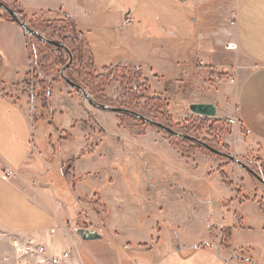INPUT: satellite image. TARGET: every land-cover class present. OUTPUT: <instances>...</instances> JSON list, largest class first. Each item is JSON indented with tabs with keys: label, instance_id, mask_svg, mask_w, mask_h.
Returning <instances> with one entry per match:
<instances>
[{
	"label": "crops",
	"instance_id": "1",
	"mask_svg": "<svg viewBox=\"0 0 264 264\" xmlns=\"http://www.w3.org/2000/svg\"><path fill=\"white\" fill-rule=\"evenodd\" d=\"M14 1L67 18L98 70L136 66L151 93L233 117L238 143L264 166V0ZM28 37L0 12L2 252L11 236L50 255L72 249L74 264H264V195L245 174L190 140L136 132L73 88L55 84L39 108L26 83ZM81 228L101 239L81 240Z\"/></svg>",
	"mask_w": 264,
	"mask_h": 264
},
{
	"label": "rangeland",
	"instance_id": "2",
	"mask_svg": "<svg viewBox=\"0 0 264 264\" xmlns=\"http://www.w3.org/2000/svg\"><path fill=\"white\" fill-rule=\"evenodd\" d=\"M10 3V5L13 6H10L9 4L6 5L19 13L17 7L14 6V3ZM0 12L4 17L11 18L1 8ZM20 17L23 19L21 15ZM26 17L25 21L28 26L31 29L38 31L43 37L49 40L62 41L66 34L72 31L71 26H73V24L65 21V18L56 19L57 16L52 17L48 16V14L33 13H26ZM28 39L31 70L26 80L27 87L29 91L33 92V94L34 90H36V99L40 106L39 108L43 106L47 107L49 92L51 90L53 91L55 84L71 88L61 77L62 69L69 62V56L64 51L62 58L53 46L42 44L37 38L32 36H29ZM91 66V63H89L88 67H81L78 63H75L73 72L66 71V76L70 80L72 77V79L78 81L89 93L92 100L97 104L113 109H123L135 112L144 118L170 128L175 133L193 137L215 150L235 156L261 176L259 170L260 161L254 156L256 153L251 151V149H253L252 146L247 141H239L238 143V140L235 137L237 128L233 117L229 120H222L216 119V117L206 118L194 115L190 108H183L180 103L176 102L178 98L176 101H173V103L170 101L172 97L169 98L163 94L151 93L147 83L143 80V76H139V72H137L132 66L119 65L101 71L98 70L96 64H94L93 66L96 69L94 72L90 69ZM225 76L226 82L231 86L236 83V77L233 71L227 73ZM73 90L77 92L75 89ZM77 93L83 98L80 92ZM83 100L85 99L83 98ZM85 102L90 108H95L90 105L87 100H85ZM95 110L119 117L122 119L123 125L132 128L136 132H143L144 128H152L154 131L168 134L171 138H178L167 133L164 129L145 123L130 114L113 111H110V113L109 111H102L98 108H95ZM191 117H194L195 119H192ZM33 119L35 121V129H38L39 115L37 114V106L35 107ZM186 144L188 146L190 145V142L187 141ZM196 148H201L205 150V153L217 158L221 165L230 164L233 167L234 172L245 174L249 180H251L253 190L260 193L261 196L264 195V185L240 165L235 164L222 156L211 153L200 145H196ZM40 149L41 147L39 145V150L33 151V154L35 156L40 155ZM41 170L44 171V168ZM41 170H37V174H40L42 172ZM7 238V233L0 230V264H18L20 259L16 253L14 242L20 240H12L10 236L9 249L5 247L4 252H2L3 241L7 240Z\"/></svg>",
	"mask_w": 264,
	"mask_h": 264
},
{
	"label": "water",
	"instance_id": "3",
	"mask_svg": "<svg viewBox=\"0 0 264 264\" xmlns=\"http://www.w3.org/2000/svg\"><path fill=\"white\" fill-rule=\"evenodd\" d=\"M0 8L2 10H4L12 19H14L15 22L17 24H19V26H21L24 29V31L26 32V34L28 36L35 37V38L45 42L46 44H48L50 46H53L56 48H61L68 54L69 62L62 69L61 77L71 88L78 90L82 94L83 98L85 100H87L90 105H92L95 108H99V109H103V110H109V111H113V112L130 114V115L140 119L141 121H143L145 123L155 125V126H158L162 129H164L167 133H169L173 136L195 142V143L201 145L203 148L209 150L211 153L222 156V157L226 158L227 160H229L235 164L240 165L243 169L247 170L256 180H258L259 182H261L264 185V179L259 174H257L254 170L249 168L248 165H246L245 163L240 161L235 156L228 155V154L223 153L221 151L215 150V149L211 148L210 146L204 144L201 141H198L197 139H195L193 137L175 133L170 128H167V127L163 126L162 124L156 123L150 119L144 118L135 112L123 110V109H113V108H109V107L104 106V105L97 104L94 100H92L91 96L89 95V93L86 91V89L83 86L74 83L72 80H70L66 76V71L68 70V68L71 66V64L73 62V56H72L70 50L62 42L46 39L38 31L31 29L28 26V24L26 23V21L20 17L19 13H17L14 9L10 8L8 5H6L5 3L1 2V1H0ZM190 110L192 111V113L194 115L200 116V117L202 116V117H206V118H213V117H216V115H217V108L212 104H193L190 106ZM76 234L83 241H91V240L101 239V235H99L97 231L91 230V229L81 228V229L76 230Z\"/></svg>",
	"mask_w": 264,
	"mask_h": 264
},
{
	"label": "trees",
	"instance_id": "4",
	"mask_svg": "<svg viewBox=\"0 0 264 264\" xmlns=\"http://www.w3.org/2000/svg\"><path fill=\"white\" fill-rule=\"evenodd\" d=\"M1 2L5 3V4H9V5L11 4L10 2H13L14 6L17 7V9L19 11V14L23 17V19L25 20L27 18L26 17V13L21 9L19 4L17 2H15L14 0H1ZM10 6H13V5H10ZM11 21L15 22L14 19H11ZM65 21L69 22V20L67 18H65ZM71 30L72 31L69 32L68 34H66V36L62 39V41H60L70 50V52H71V54L73 56V62L71 64V66L68 68L67 71L73 72L75 63H78L79 66H81V67L82 66H87L88 67L89 63H91L92 66L90 67V69L93 72L96 71V69L93 66L95 64L94 63V55H93V52H92V49H91V46H90L89 42L87 41V39L85 38V36L83 35V33L80 30H78L74 26H71ZM39 42L42 43V44H46L45 42H43L41 40H39ZM54 48L56 49V51L63 58L64 50L61 49V48H56V47H54ZM133 68H135L136 71L139 72L138 73L139 76H141L140 70L136 66L133 67ZM219 79H224V77L220 76ZM71 80L74 83L80 85V83L78 81H75L74 79H72V77H71ZM53 83H55V82H53ZM76 91L79 92L78 90H76ZM51 95H52V90L49 92V100L51 98ZM34 97L36 98V90H34ZM49 100L47 102V106H48ZM44 107L45 106L41 107V109H44ZM191 118L195 119L194 117H191ZM196 145H199V144L196 143ZM225 165H228V164H225ZM259 170L261 172V177L264 179V166L261 163H260ZM263 209H264V207H263Z\"/></svg>",
	"mask_w": 264,
	"mask_h": 264
},
{
	"label": "built area",
	"instance_id": "5",
	"mask_svg": "<svg viewBox=\"0 0 264 264\" xmlns=\"http://www.w3.org/2000/svg\"><path fill=\"white\" fill-rule=\"evenodd\" d=\"M134 23V18L130 15L126 16L122 29L130 27ZM237 46L231 44L228 46L229 50L236 49ZM250 132H248L249 134ZM6 177H10L12 172H6ZM55 229L51 231L54 233ZM14 247L20 262L18 264H74V253L72 249L63 251L60 255H50L47 248L34 241L14 242Z\"/></svg>",
	"mask_w": 264,
	"mask_h": 264
}]
</instances>
